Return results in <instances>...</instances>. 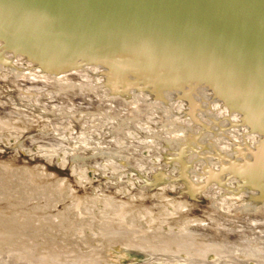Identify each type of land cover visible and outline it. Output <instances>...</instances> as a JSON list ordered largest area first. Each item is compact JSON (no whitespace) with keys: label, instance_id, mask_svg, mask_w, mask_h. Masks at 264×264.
Listing matches in <instances>:
<instances>
[{"label":"rangeland","instance_id":"obj_1","mask_svg":"<svg viewBox=\"0 0 264 264\" xmlns=\"http://www.w3.org/2000/svg\"><path fill=\"white\" fill-rule=\"evenodd\" d=\"M105 16L0 0V264H264V61Z\"/></svg>","mask_w":264,"mask_h":264},{"label":"water","instance_id":"obj_2","mask_svg":"<svg viewBox=\"0 0 264 264\" xmlns=\"http://www.w3.org/2000/svg\"><path fill=\"white\" fill-rule=\"evenodd\" d=\"M113 25L154 38L213 44L264 61V0H74Z\"/></svg>","mask_w":264,"mask_h":264},{"label":"bare ground","instance_id":"obj_3","mask_svg":"<svg viewBox=\"0 0 264 264\" xmlns=\"http://www.w3.org/2000/svg\"><path fill=\"white\" fill-rule=\"evenodd\" d=\"M32 82V81H31ZM31 84V83H30ZM33 85V84H32ZM30 86V85H29ZM39 86H40V84H39ZM26 87V86H25ZM31 87V86H30ZM44 87V86H43ZM39 88V87H38ZM1 89V88H0ZM3 89V88H2ZM27 89H29V88H27ZM41 89H42V86H41ZM8 90H10V89H8ZM43 90V89H42ZM49 90V89H48ZM3 92V91H2ZM9 92V91H8ZM36 92V91H35ZM39 92H40V90H39ZM4 93V92H3ZM10 93H12L13 94V92H10ZM1 95V94H0ZM2 96V95H1ZM5 96V95H4ZM8 98H12L11 96H9ZM45 98V97H44ZM49 98V97H48ZM14 100V99H13ZM37 100V99H36ZM10 101V100H9ZM98 101V100H97ZM13 102H15V101H13ZM10 104V103H9ZM107 104V103H106ZM105 104V105H106ZM5 105V104H4ZM14 105V104H13ZM16 105V104H15ZM18 105V104H17ZM16 105V106H17ZM108 105V104H107ZM110 105V104H109ZM32 106V105H31ZM89 106H91V105H89ZM101 106V105H100ZM34 107H35V105H34ZM70 107V106H69ZM74 107V106H73ZM84 107V106H83ZM106 107V106H105ZM198 107V106H197ZM6 108V107H5ZM27 108V107H26ZM72 108V107H71ZM78 108V107H77ZM2 109H4V108H2ZM90 109V108H89ZM88 109V110H89ZM103 109V108H102ZM192 109V108H191ZM193 109H194V107H193ZM24 110V109H23ZM35 110V109H34ZM105 110V109H104ZM8 111V110H7ZM204 111V110H203ZM21 112V111H20ZM31 112V111H30ZM92 112V111H91ZM186 112H188V111H186ZM198 112V111H197ZM196 112V113H197ZM11 113V112H10ZM22 113V112H21ZM95 113V112H94ZM101 113V112H100ZM188 113H190V115H192L191 114V112H188ZM192 113H193V111H192ZM200 113V112H199ZM3 114V113H2ZM96 114H97V112H96ZM101 114H103V113H101ZM106 114V113H105ZM187 114V113H186ZM201 114V113H200ZM206 114V113H205ZM4 115V114H3ZM6 115V114H5ZM99 115V114H98ZM113 115H115V114H113ZM189 115V116H190ZM196 115V114H195ZM203 115V114H202ZM207 115V114H206ZM21 116V115H20ZM27 116V115H26ZM188 116V115H187ZM7 117V116H6ZM16 117V116H15ZM29 117V116H28ZM28 117H27V119H28ZM31 118H32V116H30ZM37 117H39V116H37ZM192 117H193V115H192ZM196 117V116H195ZM3 118V117H2ZM148 118V117H147ZM198 118V117H197ZM204 118V117H203ZM17 119H19V118H17ZM16 119V120H17ZM21 119V118H20ZM19 119V120H20ZM116 119V118H115ZM168 119V118H167ZM195 119V118H194ZM193 119V120H194ZM148 120H150V119H148ZM198 120V119H197ZM200 120H201V118H200ZM12 121H13V119H12ZM147 121V120H146ZM168 121V120H167ZM196 121V120H195ZM208 121V120H207ZM24 122V121H23ZM27 122V121H26ZM165 122V121H164ZM176 122V121H175ZM190 122H191V120H190ZM197 122V121H196ZM202 122V121H201ZM193 123V122H192ZM198 123H199V121H198ZM17 124V123H16ZM197 124V123H196ZM204 124V123H203ZM4 125V124H3ZM25 125V124H24ZM42 125H43V123H42ZM166 125H167V123H166ZM169 125V124H168ZM187 125V124H186ZM185 125V126H186ZM194 125V124H193ZM202 125V124H201ZM25 126H27V125H25ZM31 126V125H30ZM30 126H28V127H30ZM171 126V125H170ZM188 126V125H187ZM195 126V125H194ZM200 126V125H199ZM204 126V125H203ZM22 127H24V126H22ZM172 127H173V125H172ZM182 127V126H181ZM205 127V126H204ZM171 128V127H170ZM169 128V129H170ZM13 129V128H12ZM168 129V128H167ZM181 129V128H180ZM203 129V128H202ZM22 130V129H21ZM24 130V129H23ZM174 130V129H173ZM204 130V129H203ZM203 130H202V132H203ZM10 131V130H9ZM15 132H16V130H14ZM28 131V130H27ZM168 131V130H167ZM36 132V131H35ZM175 132V131H174ZM23 133V132H22ZM27 133H29V132H26V135H27ZM169 133V132H168ZM172 133H173V131H172ZM24 134V133H23ZM34 134V133H33ZM165 134H167V133H165ZM182 134H184V133H182ZM35 135V134H34ZM169 135V134H168ZM211 135V134H210ZM162 136V135H161ZM170 136V135H169ZM175 136V135H174ZM46 137V136H45ZM184 137V136H183ZM197 138L199 137V136H196ZM208 137V136H207ZM11 138V137H10ZM174 138V137H173ZM185 138V137H184ZM32 139V138H31ZM35 139V138H34ZM161 139H162V137H161ZM167 139H168V137H167ZM182 139V138H181ZM163 140H164V138H163ZM166 140V139H165ZM29 141V140H28ZM31 141V140H30ZM144 141V140H143ZM160 141V140H159ZM159 141H158V143H159ZM178 141V140H177ZM193 141V140H192ZM44 142V141H43ZM162 142V141H161ZM200 142V141H199ZM41 143H42V141H41ZM40 143V144H41ZM50 143H51V141H50ZM157 143V142H156ZM155 143V144H156ZM165 143V142H164ZM167 143V142H166ZM198 143V142H197ZM47 144H48V142H47ZM52 144V143H51ZM53 144H55L54 142H53ZM52 144V145H53ZM146 144V143H145ZM175 144V143H174ZM177 144V143H176ZM175 144V145H176ZM195 144V143H194ZM202 144V143H201ZM43 145V144H42ZM49 145V144H48ZM56 145V144H55ZM54 145V146H55ZM183 145V144H182ZM187 144H185L184 146H186ZM51 146V145H50ZM164 146V145H163ZM169 146V145H168ZM183 146V147H184ZM37 147H39L38 145H37ZM53 147V146H52ZM187 147V146H186ZM185 147V148H186ZM189 147V146H188ZM191 147H193V146H191ZM40 148V147H39ZM44 148V147H43ZM54 148V147H53ZM162 148V147H161ZM165 148V147H164ZM175 148V147H174ZM182 148V147H181ZM195 148V147H194ZM158 149V148H157ZM187 149V148H186ZM197 149V148H196ZM199 149V148H198ZM48 150V149H47ZM47 150H45V151H47ZM55 150V149H54ZM89 150V149H88ZM88 150H85V151H88ZM165 150V149H164ZM90 151V150H89ZM134 151V150H133ZM168 151V150H167ZM179 151V150H178ZM185 151V150H184ZM130 152V151H129ZM163 152V151H162ZM172 152V151H171ZM195 152V151H194ZM193 152V153H194ZM201 152H202V150H201ZM43 153V152H42ZM75 153V152H74ZM186 153H187V151H186ZM185 153V154H186ZM192 153V152H191ZM31 154V153H30ZM76 154V153H75ZM150 154V153H149ZM183 155V154H182ZM176 156H178V155H176ZM190 156V155H189ZM53 157V156H52ZM34 158V157H33ZM152 158H153V156H152ZM182 158V157H181ZM66 160H68V159H66ZM114 160V159H113ZM156 160V159H155ZM160 160V159H159ZM116 161V160H115ZM118 161V160H117ZM148 161V160H147ZM149 161H152V159L151 160H149ZM62 162V161H61ZM110 162V161H109ZM105 163V162H104ZM112 163H113V161H112ZM112 163H108V164H112ZM116 163V162H115ZM128 163V162H127ZM126 163V164H127ZM64 164V163H63ZM63 164H62V166H63ZM122 164V163H121ZM156 164V163H155ZM61 165V164H60ZM95 165V164H94ZM99 165V164H98ZM104 165V164H103ZM100 166H102V165H100ZM99 166V167H100ZM109 166V165H108ZM123 166V165H122ZM121 166V167H122ZM107 167V166H106ZM111 167V166H110ZM2 168V167H1ZM27 168V167H26ZM128 168V167H127ZM145 168V167H144ZM2 169H4V168H2ZM118 169H120V167L118 168ZM141 169H142V167H141ZM31 170H33L32 168H31ZM121 170V169H120ZM144 170V169H143ZM42 171V170H41ZM99 171H100V169H99ZM102 171H104V170H102ZM118 171V170H117ZM1 172V171H0ZM23 172H24V170H23ZM97 172H98V170H97ZM111 172V171H110ZM128 172V171H127ZM31 173V172H30ZM80 173H81V171H80ZM84 173H86V172H84ZM45 174V173H44ZM76 174V173H75ZM83 174V173H82ZM23 175V174H22ZM32 175V174H31ZM50 175V174H49ZM81 175V174H80ZM79 175V176H80ZM101 177H103L104 178V176H106V175H104V176H102V175H100ZM32 178H33V176H31ZM78 177V176H77ZM109 177V176H108ZM112 177H113V175H112ZM50 178V177H49ZM114 178V177H113ZM46 179H47V177H46ZM82 179V178H81ZM84 179V178H83ZM112 179V178H111ZM99 180V179H98ZM29 181V180H28ZM60 181H62V180H60ZM83 181V180H82ZM85 181V180H84ZM109 181V180H108ZM112 181V180H111ZM130 181V180H129ZM80 182V181H79ZM130 182H132V181H130ZM77 183V182H76ZM83 183V182H82ZM84 184V183H83ZM34 185V184H33ZM60 186V185H59ZM98 186V185H97ZM134 186V185H133ZM101 187V186H100ZM8 188H9V186H8ZM25 188V187H24ZM82 188V187H81ZM72 190H73V188H72ZM1 191V190H0ZM3 191V190H2ZM109 192V191H108ZM113 192V191H112ZM2 193V192H1ZM5 193V192H4ZM22 194V193H21ZM29 194V193H28ZM17 195V194H16ZM114 195V194H113ZM2 196V195H1ZM25 196V195H24ZM180 202V201H179ZM21 203V202H20ZM180 204V203H179ZM182 205V204H181ZM22 206V205H21ZM175 206V205H174ZM182 207V206H181ZM26 208V207H25ZM28 208V207H27ZM167 209V208H166ZM179 209V208H178ZM182 209V208H181ZM22 210H24V209H22ZM169 211V210H168ZM139 214V213H138ZM173 214V213H172ZM140 215V214H139ZM27 216V215H26ZM23 217V216H22ZM135 219V218H134ZM166 219V218H165ZM21 220V219H20ZM196 221H198L197 219H196ZM22 222V221H21ZM20 222V223H21ZM198 222H200V221H198ZM195 223V222H194ZM180 228V227H179ZM180 230V229H179ZM184 230V229H183ZM107 238V237H106ZM105 239V238H104Z\"/></svg>","mask_w":264,"mask_h":264}]
</instances>
